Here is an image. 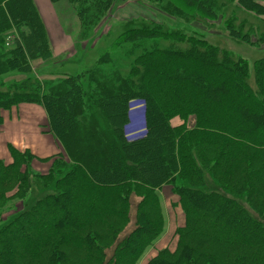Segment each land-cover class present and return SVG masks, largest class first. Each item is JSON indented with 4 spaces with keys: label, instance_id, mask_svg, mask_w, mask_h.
<instances>
[{
    "label": "trees",
    "instance_id": "trees-1",
    "mask_svg": "<svg viewBox=\"0 0 264 264\" xmlns=\"http://www.w3.org/2000/svg\"><path fill=\"white\" fill-rule=\"evenodd\" d=\"M66 1L85 40L115 3ZM151 1L181 18L216 19L226 6ZM251 1L264 11L257 0L240 4ZM144 19L128 20L114 46L151 38L166 46L129 52L124 69L106 52L85 72L40 82L32 62L53 58L41 13L34 0H0V124L3 109L39 103L64 151L47 159L46 172L32 171L30 151L10 147L13 161L0 160V212L12 199L24 202L0 219V264H138L165 232V185L185 223L175 249L146 264H264V57L251 68L203 36ZM235 20L232 12L225 21L230 33L250 41ZM105 63L114 65L109 73ZM13 74L26 78L7 83ZM133 99L144 104L146 132L129 138ZM133 197L135 224L122 238Z\"/></svg>",
    "mask_w": 264,
    "mask_h": 264
},
{
    "label": "rangeland",
    "instance_id": "rangeland-1",
    "mask_svg": "<svg viewBox=\"0 0 264 264\" xmlns=\"http://www.w3.org/2000/svg\"><path fill=\"white\" fill-rule=\"evenodd\" d=\"M223 1L226 3L225 8H222L224 12L222 10L218 11L217 18L212 19L203 17L200 14H195L188 18L173 16L162 9L157 2L151 0H115L110 15L102 21L98 31H96L94 35L91 33L90 37L86 40L80 35L81 26L74 6L66 0L54 3L55 14L62 25L67 31L71 32V34L75 35L76 32V48L73 53L54 56L47 61L41 59L35 60L34 71L37 75V79L41 82L49 78L57 79L59 76L76 75L80 72H85L96 66L99 58L106 52L110 53L113 63L122 66L124 69L131 60V57L128 56L129 52L134 51L138 53L143 47L152 44L166 46L168 41L161 38L156 40L153 38L146 39L140 44L127 43L119 47L114 46V42L118 39L124 24L128 20L138 19L141 21V19L144 18L146 22L155 21L161 23L163 27L168 30H184L187 33H192L200 37L203 36L211 43L220 45L223 49L231 51L235 58H245L252 68L257 59L264 57V11L257 9L253 1H251L252 5H250V7H245L240 4V0H222V2ZM257 1L264 6V0ZM232 12L236 13V25L233 28L243 33L241 36L248 33L251 36L250 41L244 40L238 36L235 37L226 27L225 21ZM241 23H243V26L240 30ZM10 43L11 41L8 38L7 44ZM37 61L39 63H37ZM40 63L41 65H39ZM113 67L114 65L112 63L100 65L101 71L107 73H109ZM25 78L26 75L13 74L7 77L6 81L7 83H12V81L16 79H18L17 81H21ZM143 112L144 104L142 100L133 99L130 110L131 121L128 128H126L127 133H129L128 136H140L144 132ZM178 120L179 118H175L173 124L176 125V121ZM179 121L182 123L181 119ZM192 122L193 119L190 121V124ZM209 181L213 186H217L212 178H210ZM43 191L42 189L36 190L34 196L43 193ZM161 198L164 213L166 215L165 232L153 247L144 254L138 264H146L150 258L157 255V253L164 248L174 250L178 241L176 229L178 226L184 225L185 223L184 212L177 204L179 197L171 191L170 185H165L162 188ZM132 201L133 208L131 211V220L121 234L122 238L133 229L135 224V206L136 202H138V198L133 197ZM23 205L24 202L19 200V198L12 199V201H9L7 206L0 212V219L1 217H8V215L14 211L13 209L17 208L16 206L21 208ZM111 253L112 248L108 250V254Z\"/></svg>",
    "mask_w": 264,
    "mask_h": 264
},
{
    "label": "crops",
    "instance_id": "crops-1",
    "mask_svg": "<svg viewBox=\"0 0 264 264\" xmlns=\"http://www.w3.org/2000/svg\"><path fill=\"white\" fill-rule=\"evenodd\" d=\"M34 1L45 23L53 57L73 53L76 48V32L75 35L71 34L62 25L55 14V5L50 0ZM2 115L0 160L5 163L13 161L10 147H14L20 151H30L34 155L31 164L33 171L46 172L51 165L47 159L64 152L62 144L49 129L48 116L43 105L24 102L10 109H3ZM179 120L176 121L177 124H181Z\"/></svg>",
    "mask_w": 264,
    "mask_h": 264
}]
</instances>
